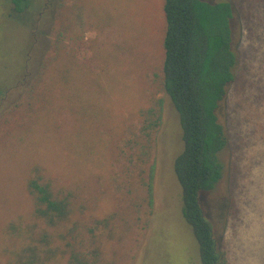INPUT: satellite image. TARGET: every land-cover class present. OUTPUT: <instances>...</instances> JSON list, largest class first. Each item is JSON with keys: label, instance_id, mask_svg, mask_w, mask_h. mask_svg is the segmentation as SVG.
<instances>
[{"label": "rangeland", "instance_id": "rangeland-1", "mask_svg": "<svg viewBox=\"0 0 264 264\" xmlns=\"http://www.w3.org/2000/svg\"><path fill=\"white\" fill-rule=\"evenodd\" d=\"M58 1L73 0H31L20 14L0 0V261L3 250L14 247L8 226L30 218L25 182L36 178L75 193L86 215L112 212L126 224L112 246L113 264H202L182 215L183 190L174 169L183 147L179 115L168 97L156 93L163 0H86L66 51L77 52L90 73L54 92L52 115L34 123L26 105L18 109L15 103L49 52ZM235 1L240 8L234 7L231 28L238 63L217 109L227 136L219 155L223 174L201 200L229 264H264V0ZM246 11L252 12L248 22ZM58 78L51 70L44 83L60 85ZM154 95L164 103L162 124L153 133V213L141 232L131 227L134 214L108 151L119 141L114 125L130 115L124 103L134 97L147 103ZM69 105L85 109V116Z\"/></svg>", "mask_w": 264, "mask_h": 264}, {"label": "trees", "instance_id": "trees-1", "mask_svg": "<svg viewBox=\"0 0 264 264\" xmlns=\"http://www.w3.org/2000/svg\"><path fill=\"white\" fill-rule=\"evenodd\" d=\"M30 1L1 3L20 14L29 8ZM85 2L55 3L49 52L15 103L18 109L26 105L34 123L52 115L54 92L73 84L74 77L90 73L77 52L66 51L76 28V15ZM234 7L240 8V3L163 0L162 80L156 93L168 97L179 115L183 147L174 169L183 190L182 215L193 229L202 264H229L201 196L212 191L223 174L219 155L227 145V136L217 109L235 80L238 63L231 28ZM246 12L243 20L248 22L252 12ZM51 70L59 73L60 85L44 83ZM149 100L140 103L134 97V101L124 103L130 115L114 125L119 141L108 151L109 158L118 163L122 195L134 214L131 227L141 232L149 228L153 213V133L162 124L164 103L161 96ZM68 108L78 115L86 114L83 108L76 111V105ZM28 112L22 116L27 118ZM25 190L30 218L8 226L14 247L3 250L0 264H113L112 246L126 226L116 222L114 213L86 215L85 205L75 193L55 189L40 179H28Z\"/></svg>", "mask_w": 264, "mask_h": 264}]
</instances>
